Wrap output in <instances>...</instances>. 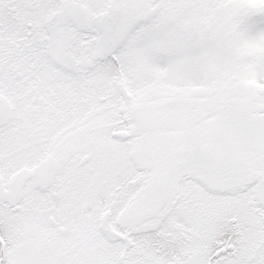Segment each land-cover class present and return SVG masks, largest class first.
Listing matches in <instances>:
<instances>
[{
	"label": "snow or ice",
	"instance_id": "6c2138e0",
	"mask_svg": "<svg viewBox=\"0 0 264 264\" xmlns=\"http://www.w3.org/2000/svg\"><path fill=\"white\" fill-rule=\"evenodd\" d=\"M0 264H264V0H0Z\"/></svg>",
	"mask_w": 264,
	"mask_h": 264
}]
</instances>
